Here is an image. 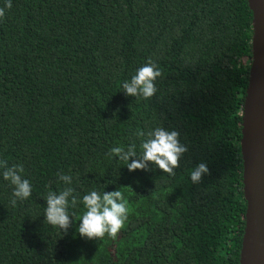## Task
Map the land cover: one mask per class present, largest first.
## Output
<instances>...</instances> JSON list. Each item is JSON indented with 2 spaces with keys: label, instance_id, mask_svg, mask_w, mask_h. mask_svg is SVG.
<instances>
[{
  "label": "trees",
  "instance_id": "1",
  "mask_svg": "<svg viewBox=\"0 0 264 264\" xmlns=\"http://www.w3.org/2000/svg\"><path fill=\"white\" fill-rule=\"evenodd\" d=\"M0 19V160L23 164L32 195L12 206L0 169V264H240L242 109L252 61L248 0H11ZM6 0H0L5 7ZM153 59L149 99L122 89ZM162 126L188 151L169 176L130 172L108 156ZM137 157L129 158V163ZM209 173L193 183L190 171ZM65 233L44 196L69 185ZM122 190L129 216L115 239L78 232L83 195ZM74 213V215H72Z\"/></svg>",
  "mask_w": 264,
  "mask_h": 264
},
{
  "label": "clouds",
  "instance_id": "2",
  "mask_svg": "<svg viewBox=\"0 0 264 264\" xmlns=\"http://www.w3.org/2000/svg\"><path fill=\"white\" fill-rule=\"evenodd\" d=\"M11 7V0H6L5 7H0V19L5 17V8L11 9ZM161 75L162 71L157 63L149 58L145 64L136 70L130 80L123 82L122 89L128 96L149 99L158 91L155 82ZM136 135L142 138L146 137L142 139L139 146L141 149L139 156L135 143L127 146V150L124 146L113 147L109 150L108 156L118 157L120 161L125 162L130 172L137 169L147 171L149 170L148 164L151 162L169 176H175L174 169L179 167L181 157L188 151V148L180 142V133L158 126L147 133L138 130ZM137 156L138 159H133L131 163L128 162L129 158ZM0 169H2L3 179L13 186L10 200L12 206H15L18 200H27L32 195V185L22 175L24 173L23 164L9 166L7 160H0ZM207 173H209V169L202 162L193 168L189 175L193 183H199L202 176ZM57 176L58 181L69 186L59 192L49 191L44 196L47 202L44 215L47 224L59 227L66 233L72 225L69 204L75 208L80 201L78 194L74 195L75 189L70 186L72 176L62 172L57 173ZM82 203L85 211L80 217L79 234L87 239H103L105 234L115 239L129 216L128 200L122 190L103 193L91 190L83 195Z\"/></svg>",
  "mask_w": 264,
  "mask_h": 264
},
{
  "label": "water",
  "instance_id": "3",
  "mask_svg": "<svg viewBox=\"0 0 264 264\" xmlns=\"http://www.w3.org/2000/svg\"><path fill=\"white\" fill-rule=\"evenodd\" d=\"M253 12L252 61L242 109L243 194L247 202L240 264H264V0Z\"/></svg>",
  "mask_w": 264,
  "mask_h": 264
}]
</instances>
